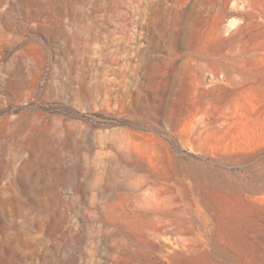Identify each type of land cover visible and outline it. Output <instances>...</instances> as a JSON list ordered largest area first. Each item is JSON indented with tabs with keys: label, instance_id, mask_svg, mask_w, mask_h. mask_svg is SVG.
Masks as SVG:
<instances>
[{
	"label": "rangeland",
	"instance_id": "1",
	"mask_svg": "<svg viewBox=\"0 0 264 264\" xmlns=\"http://www.w3.org/2000/svg\"><path fill=\"white\" fill-rule=\"evenodd\" d=\"M0 264H264V0H0Z\"/></svg>",
	"mask_w": 264,
	"mask_h": 264
}]
</instances>
